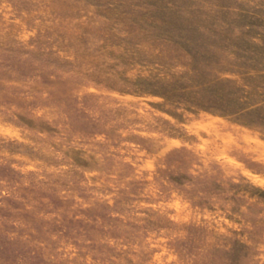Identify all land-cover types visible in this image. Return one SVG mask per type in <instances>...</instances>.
I'll use <instances>...</instances> for the list:
<instances>
[{
	"label": "rangeland",
	"instance_id": "374dc122",
	"mask_svg": "<svg viewBox=\"0 0 264 264\" xmlns=\"http://www.w3.org/2000/svg\"><path fill=\"white\" fill-rule=\"evenodd\" d=\"M0 264H264V0H0Z\"/></svg>",
	"mask_w": 264,
	"mask_h": 264
}]
</instances>
